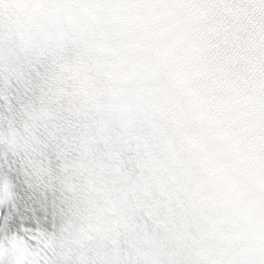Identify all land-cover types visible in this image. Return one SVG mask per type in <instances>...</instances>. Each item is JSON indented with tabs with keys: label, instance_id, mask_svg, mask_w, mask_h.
<instances>
[{
	"label": "snow or ice",
	"instance_id": "1",
	"mask_svg": "<svg viewBox=\"0 0 264 264\" xmlns=\"http://www.w3.org/2000/svg\"><path fill=\"white\" fill-rule=\"evenodd\" d=\"M0 264H264V0H0Z\"/></svg>",
	"mask_w": 264,
	"mask_h": 264
}]
</instances>
